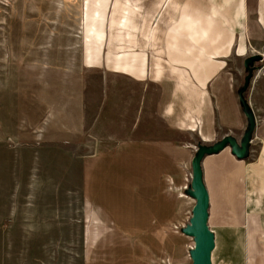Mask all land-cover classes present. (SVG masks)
I'll return each mask as SVG.
<instances>
[{"label": "crops", "instance_id": "obj_1", "mask_svg": "<svg viewBox=\"0 0 264 264\" xmlns=\"http://www.w3.org/2000/svg\"><path fill=\"white\" fill-rule=\"evenodd\" d=\"M183 1L186 0H152L150 9L157 8L151 12L154 14L146 47L142 50L134 40L125 45L121 42L120 53L108 52L104 57V34L107 27L115 24L112 18L104 21L109 1L84 0V61L80 63L83 70L78 75H64L65 79L59 73H44L37 80L44 91L36 103V111H41V121L35 128V135L40 138L39 152L44 158L47 149L51 151L50 160L76 163V174H80L82 162V180L74 186L81 199H86L81 209L88 216L91 212L94 221L103 225L102 232L95 234L87 251L73 264H192L189 250L193 242L182 228L188 223L195 199L187 187L181 186L191 152L188 145L169 137L174 134L172 126H181L193 117L187 109V98L192 93L203 112L210 108L216 116L222 131L218 141L226 140L222 148L204 153L200 159L207 198L205 223L213 241L209 259L214 249L215 256L222 259V233L234 234V228L241 227L245 264H264V75H258V84L250 80L247 88L254 125L243 157L231 151L227 140L235 138L231 132L241 130L242 134L247 122L233 82L218 78L216 84L222 83L221 90L214 92L210 104L205 101L202 87L211 75L198 73L194 80L190 78L196 85L194 92H187L186 88L187 66H218L212 58L229 50L236 33L264 34V0H253V27L245 26V20L241 30H229L217 25L214 17H203L204 13L196 10L185 11L176 28L160 27L170 42L150 45L157 20L170 11V3L180 7ZM246 2L233 0L235 9L241 8L247 19ZM125 21L122 18L117 25L126 26ZM131 34L136 36L137 32ZM166 50L173 53L167 54ZM102 64L106 68L96 67ZM49 77L50 83L46 82ZM194 122L187 128L200 132L202 142L206 134ZM150 125L169 136L139 137L138 131L148 130ZM252 140H256L257 147L253 156L247 158ZM166 177L172 178V186L168 187ZM255 185H262L259 200L252 194L246 196L247 188L254 191ZM93 198L101 205L95 204ZM112 198H118V202L111 203Z\"/></svg>", "mask_w": 264, "mask_h": 264}, {"label": "rangeland", "instance_id": "obj_2", "mask_svg": "<svg viewBox=\"0 0 264 264\" xmlns=\"http://www.w3.org/2000/svg\"><path fill=\"white\" fill-rule=\"evenodd\" d=\"M108 1L104 21L108 22L112 18L115 24L105 31L103 56L106 57L108 52L112 55L120 53L118 46L121 42L125 45L132 40L139 42L143 50L154 14L151 12L157 6L150 9L152 0ZM83 2L84 0H0V264H73L79 261L81 253L87 251L95 234L102 232L103 225L94 221L95 216L90 215L91 212L88 216L86 210L81 209V204H85L86 199L83 201L82 195L74 187L76 181L79 184V179L82 180V162L80 174H76L79 169L75 168L74 162L50 160L51 151L47 149H44L43 158L39 152L40 138L35 135L36 124L41 121V111H36V103L44 92L40 89L41 83L37 82L39 77L44 73H59L65 79L64 75H78L84 68L80 66L84 61ZM174 5L176 4L170 3V11H165L157 20L153 27V32L157 33L152 32L150 45L163 40L170 42L167 33H162L160 27L163 30L172 25L176 28L185 11H200L204 13L203 17H214L217 25L231 30H241L245 20V26L253 27L254 24L253 0L246 2L249 9L247 19L243 17L244 11L241 8L235 9L233 0H186L180 7ZM175 9L177 11L173 12ZM122 18L127 24L119 27L117 22ZM135 31L136 36H132L131 33ZM169 52L172 54L173 50H166L167 54ZM253 54L257 58L245 66V59ZM148 60L151 61L150 57ZM212 63L218 66L186 67L187 92H194L196 87L190 78L194 80L198 73H206L211 75L202 87L206 93V103L210 102L216 90H221L222 83L216 84V80L224 78L233 82L234 90L239 92L240 87L244 89L245 83L242 95L248 106L246 95L250 80V83L255 82L259 74L264 75V34L236 33L229 50L224 55L213 57ZM102 65L96 67H105ZM107 68L113 70L112 67ZM50 79L51 77L46 82L50 83ZM56 82L59 80L53 83ZM255 101L257 103V97ZM199 105V100L193 93L190 94L187 109L193 117H189L190 121L187 120L181 126H172L173 135H163L160 129L151 128L153 125H150L151 130L138 131L139 137L159 138L163 135L171 137L174 142L188 145L191 155L187 156V165H184L186 179H182L187 188L191 177L192 156L199 146L206 144L210 147L217 143L222 132L210 108L203 112ZM248 109L250 111L249 106ZM35 117L38 119L35 120ZM192 122L199 131L203 130L206 134H203V143L199 141L200 132L187 128ZM231 134L236 138V144L243 138L241 130ZM249 135L245 142L246 148ZM256 144V140L250 141V154L247 158L253 156ZM251 194L259 200L262 197V185H255L254 191H249L248 187L246 196ZM93 200L95 204L101 205L97 198ZM110 202L117 203L118 198H112ZM111 228L117 229L112 225ZM212 228L215 229V226ZM234 230V234L222 233L221 253L224 257H216L214 249L210 257L211 264H245L242 228L235 227ZM191 240L193 242L192 237Z\"/></svg>", "mask_w": 264, "mask_h": 264}, {"label": "water", "instance_id": "obj_3", "mask_svg": "<svg viewBox=\"0 0 264 264\" xmlns=\"http://www.w3.org/2000/svg\"><path fill=\"white\" fill-rule=\"evenodd\" d=\"M254 58H257V55L253 54L248 56L244 61V65L247 66V63L251 62V60ZM239 101L242 105L241 109L247 119V126L243 132V138L241 139L239 146L236 144L233 138L227 137V140L230 143L231 151L237 157H243L246 149L245 142L248 139L247 137L253 128L254 118L252 113L249 111L247 104L241 98V96L239 98ZM225 141V139H220L217 143L213 144L210 147L199 146L196 153L190 160L191 177L187 192L194 197L195 201L191 207L190 215L188 217V223L182 228V231L186 235L193 238V246L189 250L192 264H211L209 259V251L213 245L212 234L205 223L207 198L206 192L201 182L200 159L204 153L214 152L222 148Z\"/></svg>", "mask_w": 264, "mask_h": 264}, {"label": "built area", "instance_id": "obj_4", "mask_svg": "<svg viewBox=\"0 0 264 264\" xmlns=\"http://www.w3.org/2000/svg\"><path fill=\"white\" fill-rule=\"evenodd\" d=\"M185 179H186V177H185ZM166 181H167V185H168V187L171 185H173V181H172V178L171 177H166ZM181 186H182V188H186V182H182L181 183ZM180 186V187H181ZM182 195H184V193L182 192L181 193Z\"/></svg>", "mask_w": 264, "mask_h": 264}, {"label": "trees", "instance_id": "obj_5", "mask_svg": "<svg viewBox=\"0 0 264 264\" xmlns=\"http://www.w3.org/2000/svg\"><path fill=\"white\" fill-rule=\"evenodd\" d=\"M246 86L244 85V89H242L241 87L239 88L240 89V95H241V98L245 101V97L242 95V90H245ZM241 104V103H240ZM241 108H242V105H241Z\"/></svg>", "mask_w": 264, "mask_h": 264}, {"label": "flooded vegetation", "instance_id": "obj_6", "mask_svg": "<svg viewBox=\"0 0 264 264\" xmlns=\"http://www.w3.org/2000/svg\"><path fill=\"white\" fill-rule=\"evenodd\" d=\"M253 60H251V62H252Z\"/></svg>", "mask_w": 264, "mask_h": 264}]
</instances>
